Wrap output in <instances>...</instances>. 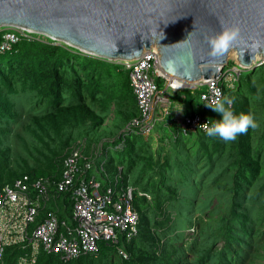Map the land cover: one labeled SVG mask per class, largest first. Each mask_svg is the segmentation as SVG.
Masks as SVG:
<instances>
[{"label":"trees","instance_id":"obj_1","mask_svg":"<svg viewBox=\"0 0 264 264\" xmlns=\"http://www.w3.org/2000/svg\"><path fill=\"white\" fill-rule=\"evenodd\" d=\"M12 32L19 34L0 30V47ZM157 85L164 90L166 81L159 78ZM202 91L170 94V112L154 134L124 136L140 116L124 65L45 36L0 51V189L25 177L47 179L52 200L40 221L48 213L70 220L71 195L57 185L65 159L77 148L104 166V186L117 178L119 189L136 188L135 239L100 243L97 257L69 262L42 252L35 264H264V65L241 72L232 89L224 87L225 96L234 98V114H251L259 124L233 142L201 131L183 134L178 104L184 116L221 119L201 102ZM110 118L116 132L96 137ZM25 252L8 247L0 264H18Z\"/></svg>","mask_w":264,"mask_h":264},{"label":"water","instance_id":"obj_2","mask_svg":"<svg viewBox=\"0 0 264 264\" xmlns=\"http://www.w3.org/2000/svg\"><path fill=\"white\" fill-rule=\"evenodd\" d=\"M221 25L239 26L242 43L211 61L205 37ZM0 28H24L113 62L156 46L163 75L185 89L219 78L233 52L244 71L264 65V0H0ZM257 42L253 57L247 46Z\"/></svg>","mask_w":264,"mask_h":264},{"label":"built area","instance_id":"obj_3","mask_svg":"<svg viewBox=\"0 0 264 264\" xmlns=\"http://www.w3.org/2000/svg\"><path fill=\"white\" fill-rule=\"evenodd\" d=\"M13 29L19 34L12 32L4 35L0 48L2 52L10 50L22 39L40 40L29 30ZM125 66L129 70L130 85L140 110L139 118L128 125L126 133L138 131L149 134L169 113L170 104L169 96L157 85V78L164 77L157 47L144 51L140 58L132 62H125ZM239 75L240 70L234 67L219 78L205 82L207 90L201 95V100L208 104L223 99L224 85L232 87ZM169 86L176 91L172 84ZM207 122L208 119L199 115L178 120L185 135L205 132L199 126ZM211 124L209 121V126ZM82 161L83 166H80ZM94 169L99 173L93 161L83 156L82 148L74 149L64 161L63 176L57 190L71 195L73 213L70 220H61L56 214L48 213L40 221L41 212L49 207L52 200L51 183L47 179L31 182L25 177L13 186L0 189V262L6 248L11 246L26 250L18 264H35L42 252L57 255L68 262L84 256L97 257L100 243L116 245L121 236L128 241L136 237L139 215L133 204L135 189H119L117 185H108L103 189L102 183L88 174ZM119 253L128 259L123 250L119 249Z\"/></svg>","mask_w":264,"mask_h":264},{"label":"clouds","instance_id":"obj_4","mask_svg":"<svg viewBox=\"0 0 264 264\" xmlns=\"http://www.w3.org/2000/svg\"><path fill=\"white\" fill-rule=\"evenodd\" d=\"M1 29L2 28H0V30ZM34 36L35 37H40V39L42 37V35H38V34H34ZM205 39H206V42H207V44L209 46L208 56L210 57L211 61H215V60H217L219 58L224 57L230 51V49L233 48L234 45H239V44L242 43L241 30H240L239 26H237V25H232L230 27H226L224 25H221V31L220 32H218V33H216L214 35H211V36H206ZM53 41H55V40H53ZM56 42H58V41H56ZM259 47H260V45L257 42V43H254V44L250 45V46H247V50H250L251 53L253 54V57H254L255 50L258 49ZM10 50H6V51H10ZM0 51H1V49H0ZM126 62H132V61H126ZM118 63H120V64H122V65L125 66V62H118ZM229 65H230V63H229ZM235 67H237L240 70V74H241V72L244 71V69L239 64H238V66L236 65ZM165 68L169 72L174 71L173 62L172 61H166L165 62ZM233 68H229V66H228L227 68L224 69V71L222 73H225V72H227V71H229V70H231ZM126 70L129 72V70L127 68H126ZM222 73H221V75H222ZM157 79H159V78H157ZM161 79H164L166 81V87H165L164 90H161V91L165 92L169 96V99H170V94L177 93V92H180V91H183V90H187V89H185L183 87V85L181 83V85L179 86V89L177 88L176 91H174L173 88L171 86H169L172 83L169 82V80H168L167 77L164 76ZM204 83L205 82H203L202 84H199V86L197 87V89L199 87H201V86H204L205 87V90H203L201 92V94H200V100H201V95L207 90V87L204 85ZM234 84H233V86H234ZM233 86L232 87L227 86V87H229V88L232 89ZM224 87H226V85H224ZM174 88H176V87H174ZM197 89H195V90H197ZM188 90H193V89H188ZM169 91H171V93ZM201 102L203 104H205V106L211 108L214 112L218 113L221 116V119L220 120H215V122L212 123L211 126H209V121L211 120V118L208 119V122L206 124H202V125L199 126V128H203L205 130L206 135L208 137H211V138H219L223 142L228 143V142L235 141L238 138L239 135L246 134L249 131V129L256 130L259 127V124L255 120V118H254L253 115H251V114H243V113H241L239 115L234 114L233 110L231 109V105L234 103V98H229V97L225 96V94H224V98L223 99H216V100H213L212 102H210L208 104L204 103L202 100H201ZM170 106H171V101H170L169 107ZM168 112H170L169 111V108H168ZM185 117H193V116H184V115L181 116V117H178L177 116V122H178V120H181L182 118H185ZM204 119H206V118H204ZM160 122H162V121H160ZM156 125H155V127H156ZM127 127L122 132V135H124V136H125V132L127 130ZM154 130H155V128H154ZM154 130L151 133H149V134H141L138 131H136V132L139 133V134H141V135H144L146 137H149L151 134L154 133ZM133 132L134 131L129 132V133H133ZM123 144H124V141L122 140V142L120 143V145H118L117 147H114V150H117V149L122 148ZM101 151H102V146H101ZM83 156L86 157V158L91 159L90 153L88 155H84V152H83ZM94 165L99 170V173H97L95 171V169H94L91 172H89L88 174L95 176L97 178V180L100 181V183H102V188L103 189L106 186H108V185H111V186H116L117 185V186H119V181L117 180V178H116V181L113 184L110 183V184L104 186L103 185V181L105 179H107L106 170L104 169V166L103 165H99V166L96 165V164H94ZM80 166H83V161L81 162V165ZM13 185H11V186H13ZM129 187H131V186H129ZM132 188H134V187H132ZM134 189L136 191V188H134ZM135 191H134V193H135ZM140 195L143 196L144 194L140 193ZM145 196H147L148 198H150L148 195H145ZM138 215H139V213H138ZM139 224H140V216H139ZM138 232H139V225H138ZM136 237H134L133 239H135ZM121 238L126 239L125 237L121 236L119 238V242H120V239ZM132 240H130V241L127 240V242H131ZM119 242H118V244H119ZM118 244H116V245H118ZM119 249L123 250L122 248L119 247L118 248V251H119ZM127 260H129V257H128Z\"/></svg>","mask_w":264,"mask_h":264},{"label":"rangeland","instance_id":"obj_5","mask_svg":"<svg viewBox=\"0 0 264 264\" xmlns=\"http://www.w3.org/2000/svg\"><path fill=\"white\" fill-rule=\"evenodd\" d=\"M237 53L236 52H233L231 53L228 61L229 63H234V66H238V55H236ZM232 70V69H231ZM199 89V90H198ZM196 91L199 93L201 90H205V87L204 86H201L199 87ZM184 91V90H183ZM171 93V91H169ZM197 101V100H196ZM195 105V103H194ZM184 106V105H183ZM171 108V106L169 107V109ZM174 107H172L173 109ZM177 109V108H176ZM176 109L174 108V112H176ZM116 132V129H115V122L112 120V118L108 119L107 122L105 123V126L103 127V129L98 132L97 134H95L96 137H105L107 136L108 134H112V133H115ZM154 134V133H153ZM89 143V142H88ZM86 143V146L87 144ZM88 147V146H87ZM114 150H111L110 153H109V156L107 158V163L110 162V160L112 159L113 157V152ZM187 234L191 235L192 232L191 231H188Z\"/></svg>","mask_w":264,"mask_h":264},{"label":"crops","instance_id":"obj_6","mask_svg":"<svg viewBox=\"0 0 264 264\" xmlns=\"http://www.w3.org/2000/svg\"><path fill=\"white\" fill-rule=\"evenodd\" d=\"M177 107H175V108H177L176 109V115L178 116V117H181V116H183V114H184V109L182 108L183 107V105L182 104H178V105H176Z\"/></svg>","mask_w":264,"mask_h":264},{"label":"bare ground","instance_id":"obj_7","mask_svg":"<svg viewBox=\"0 0 264 264\" xmlns=\"http://www.w3.org/2000/svg\"><path fill=\"white\" fill-rule=\"evenodd\" d=\"M236 55H238V54H236ZM171 83H172L173 86L176 87V88H178V87L181 85V83H180L179 81H173V82H171Z\"/></svg>","mask_w":264,"mask_h":264}]
</instances>
